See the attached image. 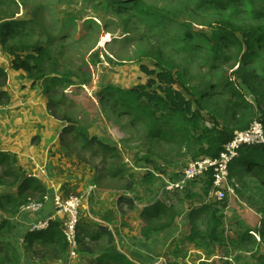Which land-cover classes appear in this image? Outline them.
<instances>
[{"label":"rangeland","instance_id":"rangeland-1","mask_svg":"<svg viewBox=\"0 0 264 264\" xmlns=\"http://www.w3.org/2000/svg\"><path fill=\"white\" fill-rule=\"evenodd\" d=\"M140 2L147 13L138 12L132 2L120 7L112 4L110 0H0V26L10 20L27 23V34L16 41L11 40L6 46L2 45L0 36V60L5 59L13 64L17 56L25 60L29 54L37 56L35 51L37 48L43 50L46 76L39 81L44 83L50 111L61 119H67L68 125L74 128L72 132L69 129L67 130L69 133H65L68 139L64 142V147L72 154L67 161L66 157L64 158L62 166H70L72 161L74 173H87L86 178L85 176L78 178L79 185L84 187L85 193L91 187L93 198L99 197L98 194L102 191L115 196L125 192L128 172L121 171L116 179L103 178V175L114 173L128 162L127 165L133 167L129 173L134 175L135 181L136 179L142 181L141 177L147 173L146 170L154 171L160 177L163 186L157 193L154 191L155 194L151 195L154 196V202L160 201L164 197L166 190L163 187L166 183L178 181L188 165L194 161L188 154L185 157L179 156L180 152L173 150L166 142L150 139L143 123L137 125L133 115H123L121 108L111 107V103L119 97L117 94L108 99H101V95L106 96L103 94L104 89L116 86L130 90L139 85H147L151 76L143 72L142 66L158 73L162 69L165 73L171 72L176 77H181L187 84L201 86L211 95L206 103L208 109L227 113L229 107L226 108L224 99L229 96L218 92L221 89L220 81L224 76L234 80L233 71L239 69V62L237 58H232L218 68L211 69L210 61L202 56L207 52L205 47L198 45L202 39L199 35H208L218 21L264 28V19L257 17L253 12V6L245 0H231V3L221 7L215 4L197 6L192 0H140ZM189 28L196 37L191 42V46L196 49H191L193 52L188 51L179 39V36ZM1 63L3 62H0V65ZM32 65H35V62ZM250 68L254 69L257 75L262 73L264 56L247 66V69ZM176 87L185 92L178 84ZM150 89L147 91L150 92ZM212 91L215 92L211 93ZM246 96L250 97L247 94ZM188 98L190 99L189 96ZM202 114L211 127L210 113L203 110ZM220 123L223 124V121L220 120ZM237 132L243 131H236L235 134ZM79 135L85 137L78 138ZM94 138L99 142L96 140L89 144ZM100 142L111 145L116 151L105 149ZM18 171L21 180L24 181L25 172ZM0 175L2 176V169ZM252 176L248 174L240 179H234L233 183L238 185L235 193L243 203L253 208H261L264 207V186L259 179ZM206 183L207 181L199 180L192 182L191 185L200 186L205 191ZM1 188L4 192L18 193L17 185L9 178L3 180ZM188 189L189 186L183 191H177L185 194ZM146 193L150 194L146 190L142 191L138 185L134 195L140 199ZM180 194L172 195V200L178 198ZM46 195L48 200L41 210L28 211L26 214L37 216L41 213L46 204L54 199L50 193L46 192ZM194 195L196 197L194 201L200 203L202 195L199 193ZM38 199L31 196L28 202H39ZM66 199L68 198L63 200ZM82 208L83 206L79 210L77 236L82 241V246L89 248L94 256L89 257L90 253L84 251L82 247L80 253L78 239L80 257L76 264H101L102 262H98L97 259L102 254L120 252L118 250L119 253L116 252L114 246L108 245V236L95 223L97 222L95 217L98 216L88 215L87 204ZM106 209L104 206L95 213L103 215ZM5 214L7 216V213ZM22 214L19 210L15 216L19 219ZM53 216L44 220L37 219L34 223L52 219ZM124 217L126 218L125 214ZM174 218L173 215L167 216L162 224L173 223ZM85 227L93 229L99 240L86 239L83 235ZM33 229L34 227L31 231ZM43 230L44 228L40 231ZM108 230L118 238L116 230L114 233L113 228L108 227ZM227 234L229 236V233ZM256 246L258 245L251 243L248 248L256 252L258 251ZM21 253L23 264H69L70 259L68 251L67 256L62 259L50 258L51 260L38 263L25 251ZM221 256L226 257L223 256V251Z\"/></svg>","mask_w":264,"mask_h":264},{"label":"trees","instance_id":"trees-1","mask_svg":"<svg viewBox=\"0 0 264 264\" xmlns=\"http://www.w3.org/2000/svg\"><path fill=\"white\" fill-rule=\"evenodd\" d=\"M192 1L197 6L215 4L221 7L231 3V0ZM245 1L253 6V12L257 17L264 19V0ZM110 2L120 7L132 2L138 9V12H148L140 0H110ZM26 26L27 23L25 21L19 20H10L2 23L0 26L2 45L6 46L11 40L16 41L20 37L25 36L27 34ZM207 34H198L202 37L198 45L205 47L207 52L203 53L204 55L202 56L207 61H210L211 69L218 68L221 64L227 63L232 58H237L239 62V69L233 71L234 80L224 76L220 81L221 89L218 92L229 96V98L224 99L226 108L229 107V110H226L227 113L208 109L206 103L211 97L208 91H204L199 85L183 82L181 77L178 78L171 72L165 73L160 66L161 70L159 73L146 66H142L143 72L151 76L147 85H139L137 88L130 90L112 86L103 90V94L106 96L102 97L101 95V99H108L117 94L119 97L115 102L111 103L112 108H121L123 115H133L134 121H136L135 124L137 125L143 123L145 125L144 129L148 131L150 139L166 142L173 150L176 149L180 152L179 156L185 157L188 154L193 160L201 157L218 158L226 145L233 140L236 131L249 129L255 121L264 126V69H262L263 71L259 75L253 71L254 69H247V66L264 56V28L255 25H238L229 21H218L212 27L211 32ZM194 38H196L195 34L190 28L179 36L180 41L185 44V48L190 52H193L191 49L196 50L191 46V42L194 41L192 39ZM35 51L37 56L29 54L25 60L17 56L13 62V68L23 70L31 78L40 80L46 76L44 75L43 66L44 53L41 48H37ZM200 51L202 50H198V52ZM33 62H35V65H32ZM7 80L6 71L0 68V87L6 86ZM177 84L186 93L180 91L176 87ZM149 88H151L150 92L147 91ZM213 92L215 91L211 93ZM246 94L250 97L248 98ZM7 96V93L0 88V102L3 98H7ZM7 102L8 100H6ZM203 110H207L210 113L211 127L208 126L209 121L202 114ZM61 120L66 123L68 122L67 119ZM220 120L223 121V124L220 123ZM70 128L74 129L71 126ZM82 137H85V135H79L78 138ZM75 139H77L76 135ZM96 140V138L91 139L89 144ZM97 142L99 141L97 140ZM100 144L105 149L110 148L111 151H116V149L105 142H100ZM16 164V159L0 154V169H2L0 187L3 180L9 178L13 180V183L18 188L17 194H0V212L7 213L8 216L7 219L0 222V237L2 238H9L15 233V225L9 217L16 215L20 208L28 203L31 196L38 197V201L43 203L46 194V189L38 179L28 177L24 181L21 180V174H19ZM121 171H126L125 165L121 169L115 170L113 177H116ZM229 171L231 179H240L245 175L251 174L253 175L252 177L259 179L261 185L264 186V145L243 146L239 151V157L235 158L231 163ZM154 175V173H148L145 175V180L151 184L152 180L155 179ZM207 177L201 179H207L206 193L213 187L212 172ZM132 184V182H128L124 188L130 191L132 190ZM119 203L127 205L131 210L134 209V200L129 197H120ZM171 208L165 207L160 201H157L146 212L151 217L160 219L163 216H175V214L169 213L168 210ZM154 209H159V211L154 214L152 212ZM257 210L261 213L260 238L256 236L259 241L250 234L243 235L242 239L250 240L264 248V207L257 208ZM213 220L217 228L220 222L215 217ZM171 225L172 222L158 224L155 227L151 226L150 229L144 231V235H150L154 228L165 230L170 228ZM104 232L108 236V245L114 246L115 238L113 234L107 230ZM214 232L213 229L212 234ZM83 235L86 239L99 240V236L94 235V233L88 234L85 229L83 230ZM78 239L80 240V238ZM0 244V264H23L21 253L23 251L28 253L38 263L51 260L50 258L62 259L67 256L69 251V245L63 235L61 223L52 220L49 228L46 230L29 232L23 238V243L19 248L16 244H3L2 242ZM81 247L84 251L90 253L89 257L94 256V253L89 248L82 246V241L80 240V253L82 252ZM112 252L102 254L97 259L98 262H102L101 264H134L126 256Z\"/></svg>","mask_w":264,"mask_h":264},{"label":"crops","instance_id":"crops-1","mask_svg":"<svg viewBox=\"0 0 264 264\" xmlns=\"http://www.w3.org/2000/svg\"><path fill=\"white\" fill-rule=\"evenodd\" d=\"M4 61L0 60L3 62L0 67L6 71L8 80L2 90L8 96L0 102V154L16 159L18 170L25 172L24 179L31 176L38 179L47 194L50 193L53 198L55 195L62 199L71 195H86L89 189L85 193L84 187L79 185L78 178L81 176L86 178L87 173H74L72 161L70 166H62L64 158L66 157L67 161L72 154L64 147V142L68 139L67 130L70 129L72 132V128L50 111L49 99L42 81L31 78L23 70L14 69L10 61L5 59ZM127 163H124L128 172L126 183H133L132 190L124 188L125 192L117 194L118 196L102 191L98 194L99 197L93 198L90 194L83 201V208L88 205V215L98 216L95 217L97 219L95 223L99 229L109 231L110 227L113 228V233L116 230L118 238L113 234L116 252L119 251L134 264H264L263 246L255 243L258 245L256 246L258 251L253 252L248 248L253 242L242 239L246 234L253 235L257 240L260 238L261 213L256 207L243 203L236 193L226 192L227 198L219 199L213 188L206 193L200 186L193 187L191 184L185 194L181 191H165L160 202L165 207H172L168 211L175 214L174 221L168 229L154 228L150 235H144V231L151 226L162 224L166 218L163 216L157 219L146 212L155 204L154 196L151 195L155 194L154 191L157 193L163 183L154 171L148 170L142 175V181L139 182L137 179L135 181L134 175L129 173L133 167ZM148 173L155 174L151 184L145 180ZM118 176L120 174L113 177L111 173L103 175V178L116 179ZM138 185L142 191L146 190L150 194L146 193L138 199L134 195ZM230 185L236 192L237 183L231 182ZM1 193L16 194L4 192L2 188ZM175 193L181 194L172 200L171 196ZM195 193L202 195L200 203L194 201ZM122 196L134 200V209L131 210L127 205L119 203ZM104 206L107 209L103 215L95 213ZM158 211L159 209H154L152 212L156 214ZM52 215L56 216L53 199L37 216L26 213L19 219L15 215L10 216L9 219L15 225V233L9 238L0 237V243L16 244L18 248L21 247L23 238L31 232L34 222H37V219L50 218ZM7 217L4 212H0V222ZM58 217L55 221L64 218ZM214 217L220 222L217 228ZM213 229L215 232L212 234ZM85 231L88 234L94 233L93 229L86 227ZM222 251L226 257L221 256ZM79 257L74 260L68 259V263L76 264Z\"/></svg>","mask_w":264,"mask_h":264},{"label":"built area","instance_id":"built-area-1","mask_svg":"<svg viewBox=\"0 0 264 264\" xmlns=\"http://www.w3.org/2000/svg\"><path fill=\"white\" fill-rule=\"evenodd\" d=\"M264 144V126L255 121L248 130L237 132L234 139L228 143L218 158L203 157L192 161L187 169L183 172L180 180L177 182H167L164 190L183 191L191 182L199 181L206 178L211 172L213 175V189L218 195L219 199H224L227 193H234L230 185L229 168L233 160L239 157V151L243 146L261 145ZM89 191L84 196L71 195L68 199L55 196L53 199L56 207V216L52 219L40 221L32 225L33 232L40 231L42 228H49V224L57 219L58 215H63L65 219L62 222V232L69 245V258L71 260L78 257V226L80 221L79 210L83 206V201L92 192ZM48 200L47 195L44 196L43 203L29 201L20 208L21 213H28V211H39ZM32 230V229H31ZM257 236L256 234H254ZM258 237V236H257Z\"/></svg>","mask_w":264,"mask_h":264},{"label":"bare ground","instance_id":"bare-ground-1","mask_svg":"<svg viewBox=\"0 0 264 264\" xmlns=\"http://www.w3.org/2000/svg\"><path fill=\"white\" fill-rule=\"evenodd\" d=\"M247 130H248V129H247ZM245 131H246V130H245ZM233 139H234V138H233ZM261 145H264V144H261ZM229 174H230V171H229ZM182 175H183V174H182ZM182 175H181V176H182ZM180 178H181V177H180ZM179 180H180V179H179ZM179 180H178V181H179ZM176 182H177V181H176ZM231 182L233 183V182H234V179H231V178H230V183H231ZM191 183H192V182H191ZM191 183H190V184H191ZM190 184H189V185H190ZM189 185H188V186H189ZM188 186H187V187H188ZM212 188H213V187H212ZM232 189H233V191H234V193H235V190H234L233 187H232ZM174 191H177V190H174ZM169 192H172V191H169ZM58 216H63V215H58ZM58 216H57V217H58ZM58 218H59V217H58ZM59 219H60V218H59ZM59 219H58L57 221H58L59 223H61V225H62V222H63V220L65 219V217L63 218V220H62V219L59 220ZM62 226H63V225H62ZM63 235H64V234H63Z\"/></svg>","mask_w":264,"mask_h":264}]
</instances>
